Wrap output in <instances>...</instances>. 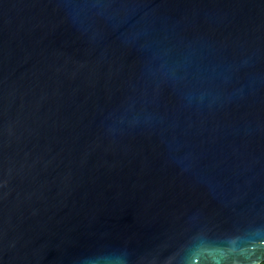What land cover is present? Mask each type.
Here are the masks:
<instances>
[{"label": "water", "instance_id": "95a60500", "mask_svg": "<svg viewBox=\"0 0 264 264\" xmlns=\"http://www.w3.org/2000/svg\"><path fill=\"white\" fill-rule=\"evenodd\" d=\"M264 262V0H0V264Z\"/></svg>", "mask_w": 264, "mask_h": 264}, {"label": "trees", "instance_id": "16d2710c", "mask_svg": "<svg viewBox=\"0 0 264 264\" xmlns=\"http://www.w3.org/2000/svg\"><path fill=\"white\" fill-rule=\"evenodd\" d=\"M260 264H264V262L260 263Z\"/></svg>", "mask_w": 264, "mask_h": 264}]
</instances>
